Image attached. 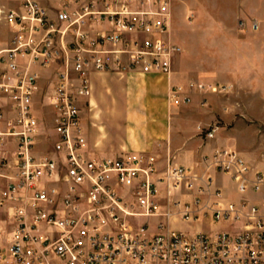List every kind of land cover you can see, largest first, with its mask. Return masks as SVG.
<instances>
[{
	"label": "built area",
	"instance_id": "obj_1",
	"mask_svg": "<svg viewBox=\"0 0 264 264\" xmlns=\"http://www.w3.org/2000/svg\"><path fill=\"white\" fill-rule=\"evenodd\" d=\"M52 1L0 5L8 28L0 39V205L11 220L0 264H264V172L236 150H217L210 165L236 185L239 201L212 175L162 167L154 154L88 150L81 115L92 74H172L182 53L171 41L174 0ZM54 65L55 85L43 94L42 72ZM169 99L191 101L178 86ZM45 107L54 116L46 138L53 146L38 154ZM183 223L228 227L190 232L177 227Z\"/></svg>",
	"mask_w": 264,
	"mask_h": 264
},
{
	"label": "crops",
	"instance_id": "obj_2",
	"mask_svg": "<svg viewBox=\"0 0 264 264\" xmlns=\"http://www.w3.org/2000/svg\"><path fill=\"white\" fill-rule=\"evenodd\" d=\"M39 1L46 6H51L43 0ZM233 1L235 6L229 21L237 26L240 25V21H245L246 29L242 30L247 34L236 35L233 31L229 32L227 28H222V32L215 29V32L210 34L223 38L222 50L215 52L216 49L211 48L213 53L209 56L218 58L213 62L218 68L211 71L227 70L240 73L242 74L240 78L248 79L247 83L245 82L248 88H264V80L257 78V74H264V0ZM18 2L19 0H0V5L13 8L18 5ZM176 9L175 6L172 10L171 41L181 46L182 53L174 60L173 74H127L124 75L127 76L124 80H114L110 83L116 114L114 120L118 119L116 116L119 113L124 123L123 134L108 140L102 138L95 128L96 114L93 106L99 100L98 93L102 86L98 82L94 83V92L85 99L81 115L88 150L96 156L118 155L123 151L154 154L159 158V164L162 167L173 162L176 165L191 168L199 174L212 175L215 178L216 187L222 189L228 200L239 201L243 195L237 191L236 185L227 176L211 167L212 157L222 148L234 149L254 171L264 172V142L259 139L261 134L250 131L249 125L234 112L240 105L236 99V84L225 80L217 82L218 78L214 76L205 77L207 80H203L200 72L192 69L195 65L193 63L198 60L195 55L196 45L191 41L190 48L184 52L181 43L185 40L181 42L174 36ZM252 22L258 23L257 29H252ZM219 23L225 22L223 20ZM213 24H218L217 20ZM7 34V26L0 24V39ZM232 38H236L234 39L236 46H232ZM224 39L228 41V45L224 43ZM186 45L188 46L187 42ZM196 68L199 69L198 65ZM97 77V75L94 76V78ZM200 83L214 86L226 85L229 90L225 94L206 92L197 88V84ZM173 86L182 87L191 101L179 106L170 103L169 95ZM88 106L93 109L86 114L85 110ZM215 124L219 126L215 137L206 139L204 132ZM1 212L8 217L6 221L0 219V226L3 228L0 246H5L11 230L9 206L0 205ZM201 226L203 224L194 227L192 224L183 223L181 228L190 232L213 233L228 227L224 223H205L209 229L201 228Z\"/></svg>",
	"mask_w": 264,
	"mask_h": 264
},
{
	"label": "rangeland",
	"instance_id": "obj_3",
	"mask_svg": "<svg viewBox=\"0 0 264 264\" xmlns=\"http://www.w3.org/2000/svg\"><path fill=\"white\" fill-rule=\"evenodd\" d=\"M46 3H49L50 5H53V1L50 0H43ZM177 7V13H176V22L174 23V29L173 34L174 36L182 41V47L183 51H187L188 48H190V42L193 41L196 45V52L195 55L197 56L199 62L196 61L193 64H195L192 69L197 70L200 72V75L202 76L203 80L205 77L209 78V76L217 77L218 81H230L236 84L237 88V101H239V109L235 110V114L241 119L244 120V122L249 125L250 131H253L255 134H261L259 139L264 142V88H248L247 84L245 85V82L248 81V79H244L243 77L240 78L242 74L240 73H233L229 71H218L213 72L211 70L216 69V65L213 63L214 61H217L218 58L214 57L212 58L209 56V54H212L211 48L214 47L217 51L222 50V43L223 38L212 36L210 34L214 33L215 29L219 32H222L223 29H228V31H233L237 35H246L245 31L241 29V26L234 25L230 23L231 18V11L233 7L235 6V1L233 0H174L173 6ZM215 18V19H214ZM222 18V19H220ZM217 20L218 24H213ZM225 23L220 24V21H223ZM219 21V22H218ZM243 21V20H242ZM240 21V24L241 22ZM229 22V23H227ZM230 29V30H229ZM221 30V31H220ZM242 30V31H241ZM232 32V33H233ZM234 36V35H232ZM236 38H232L231 44L232 46H236V41L234 40ZM186 42L188 43V46L186 45ZM224 43L228 45V41L224 39ZM210 44V46H209ZM210 48V49H209ZM193 59V58H192ZM194 60V59H193ZM192 64V63H191ZM198 65L199 69L196 68ZM203 66V67H202ZM207 69L209 71H207ZM57 71V66L54 65L50 68L49 71H43L41 76V90L43 91V94H46L47 92L51 91L52 84L55 85V74ZM173 72H174V66H173ZM172 72V74H173ZM98 76L97 78H94V76ZM127 74H118V73H94L92 74L91 79V94L94 92V83H99L102 86V89H100L98 93L99 100L97 104H94L93 108L95 111V119H96V125L95 128L98 130V133L104 138L105 140H108L112 137H120L123 130V119L121 118L120 114L116 117L118 119L115 121V113H114V105L112 103V89L110 88V83L114 82V80H124L127 76H124ZM254 77V76H253ZM258 80H264V74L259 73L257 74ZM256 78V79H257ZM247 83V82H246ZM42 94V95H43ZM42 98V96H41ZM41 105H39V108ZM90 106H88L85 110V113L88 114L91 112ZM39 128H40V137H39V146L38 150L40 151V154H47L52 151L53 141L50 142L46 138L48 136H52L53 138V127H54V119L53 114L50 112L47 107L43 109V111L39 114ZM115 126V130H114ZM50 139V137H49ZM38 151V152H39ZM0 219L1 221L8 220V217L5 213H0ZM140 221L144 222V219H141ZM4 224H7L4 222ZM194 227L197 224H192ZM182 224H179L177 227L181 228ZM201 228L207 229L208 227L203 224ZM209 229V228H208ZM6 240V239H4ZM3 241V240H2ZM5 242V241H4Z\"/></svg>",
	"mask_w": 264,
	"mask_h": 264
}]
</instances>
